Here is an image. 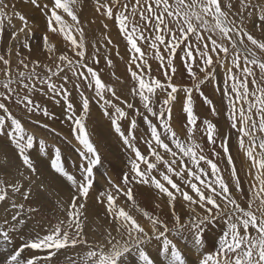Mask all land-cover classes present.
<instances>
[{
    "label": "snow or ice",
    "instance_id": "6c2138e0",
    "mask_svg": "<svg viewBox=\"0 0 264 264\" xmlns=\"http://www.w3.org/2000/svg\"><path fill=\"white\" fill-rule=\"evenodd\" d=\"M27 2L45 17L48 31L42 36V47L49 54L50 63L26 61L20 57L16 50L18 45L29 52L32 50L28 35L33 26L24 14L16 11L15 7L9 11L5 0H0V65L3 66L0 68L3 74L0 80V137H6L14 146L23 168L17 169L18 176L12 180L0 178V203L11 201L14 210L10 220L4 219L0 224V243L11 245L14 235L25 224L21 218L25 204L17 203L13 197L19 194L28 200L33 191V178L38 175L30 154L37 138L12 113L8 101L15 100L26 112H40L47 117L52 114L47 107L35 101L34 93L48 95L56 104L63 101L66 119L71 122L74 138L80 145L76 151L82 163L78 166V178L65 169L61 149L54 148L50 167L66 177L75 190L68 208L64 210L67 219L58 220L43 235L36 232L21 234L20 245L8 252L3 264L51 262L58 252L68 248L80 249L77 259L69 258V264H133L130 257L135 264H155L146 250L153 240L160 242V254L166 264H187L185 255L170 238L171 234L183 239L185 232L191 235L198 264H264V35L257 37L244 23L258 9L260 24L254 26L264 33V3L254 4L253 0H235V3L232 0H96L97 12L114 20L127 45H130L127 63L133 84L130 93L139 97L145 112L155 118L156 122H153L149 115H144L140 108L126 100L121 101L125 107L114 103L113 99L120 100L116 89L106 84L100 72L88 64L85 31L75 10L79 0H51V5L42 0ZM13 18L21 22L19 28L12 24ZM5 23L13 29L7 41L4 39ZM104 27L107 28V24ZM48 32L62 34L75 58L63 52L54 55L58 49ZM105 40L107 44L112 43L109 37ZM143 46H147L159 60L166 82L152 75ZM177 49L183 53L182 63L192 80V87H178L172 83L177 72L174 64ZM95 51L93 63L98 64L99 49ZM14 54L18 57L15 72ZM106 63L111 66L113 62L106 57ZM218 65L225 69L222 88L215 83ZM194 66L201 75L197 74ZM40 69H43V75ZM69 73L75 80H70ZM80 82L94 90L96 103L101 105L104 115L132 153L128 161L129 171L123 174L121 183L109 178V187L96 197V203L104 206V215L109 221L99 239L90 238L85 233L87 202L95 182L94 169L100 165L101 156L86 127L91 101L84 94ZM69 83L79 92V113L72 103V92L66 86ZM205 83H213L216 90L228 99L230 128L236 130L237 146L249 165L245 174L250 177V195L242 188L239 170L233 162L230 136L225 135L219 143L230 166L227 178L218 163L194 139L199 122L213 146V155L220 156L221 152L215 151L217 125L208 119L200 121L194 111L192 93L196 91L210 106L212 114H217L213 101L201 90ZM157 89L166 93L159 107L154 99ZM178 91L185 94L182 106L187 121L185 138L180 137L171 123L172 104ZM126 109L142 116L150 129V138L145 140L147 154L134 144V131L126 135L121 128L120 121L129 118ZM129 119L130 129L135 130L136 119ZM42 127L48 128V125ZM38 144L39 150L47 154L46 141L40 139ZM135 186L154 188L158 196L167 198L171 227L159 215L139 206ZM36 187L46 190L43 182ZM121 198L123 203H118ZM178 199L187 204V217L183 220L176 212ZM132 209L149 222L147 227L132 214ZM27 212L37 213L39 209L29 207ZM218 221L223 222L218 246L211 252H205L204 232L208 225ZM25 250L47 252L44 257L35 254L23 257Z\"/></svg>",
    "mask_w": 264,
    "mask_h": 264
},
{
    "label": "rangeland",
    "instance_id": "374dc122",
    "mask_svg": "<svg viewBox=\"0 0 264 264\" xmlns=\"http://www.w3.org/2000/svg\"><path fill=\"white\" fill-rule=\"evenodd\" d=\"M96 0H79V4L76 7L77 14L79 15V19L81 24L84 27L85 31V42L87 44V62L90 66H92L96 71L100 72L101 79L106 84H111L117 92V96L120 97V100L117 101L113 99L114 103L120 104L121 107H125L121 101H128L132 103L134 107L140 108L141 112L144 115H149V119H152L153 122H156L154 117H151L150 114L146 113L142 108L139 97H134L130 93V88L133 86L130 73L127 70V66L123 65V63H128L130 59V45H127L125 38L118 30V24L114 20L107 19L102 12H97L96 10ZM264 0H253V3H264ZM15 3H8L9 11L13 7H15L16 11L24 14L29 24L37 30L32 28V32L28 35V37H38L43 36L45 32H47V25L45 17L41 14V11L34 8L27 0H14ZM43 3H48L51 5V0H42ZM235 3V0H232ZM42 15V16H41ZM41 16V17H40ZM65 15L66 20H70V18ZM40 20V21H39ZM15 22H19L18 19L13 18L12 24ZM39 22V23H38ZM41 22V23H40ZM69 23H71L69 21ZM246 28L250 32L253 30V34L257 37L264 35L261 34V31L258 27L254 25H259L260 21L258 19V9L253 12V16L250 19H245L244 21ZM37 24V25H36ZM107 24V28L104 25ZM43 25V26H42ZM46 26L45 30L43 29ZM5 32L4 39L8 40V34L6 33L8 30H13L7 23H5ZM40 29V30H39ZM43 31V32H42ZM255 31V32H254ZM258 31V32H257ZM256 33V34H255ZM33 34V35H32ZM35 34V35H34ZM51 32L48 35L51 36ZM56 35L55 39L51 42L57 46V49H60V52H68L67 55L70 57H74V52L71 47L68 46L67 41L64 39L61 34H52ZM60 35V36H59ZM41 36V37H42ZM7 37V38H6ZM105 37H109L112 41L111 44H107ZM215 38V37H214ZM30 41V39H28ZM138 43H141L138 41ZM96 49H99V63H93V57L96 55ZM142 51L145 53V58L148 60L151 65V72L155 78L160 79L162 82H166V77L163 75V72L160 68V62L156 59L154 53L147 46L142 47ZM164 51L163 49L161 50ZM119 52V55H117ZM259 54V53H258ZM106 57L111 58L112 65L108 66L106 63ZM183 53L180 49H177L176 56L174 59L175 67L177 68V72L173 76L172 83L177 85L178 87H192V80L189 77V74L186 71L182 63ZM13 60V71H16V65L18 59ZM28 60H39V59H29ZM123 60V61H122ZM41 61V60H39ZM102 62V63H101ZM42 64H49L50 62ZM101 63V64H100ZM103 65V66H102ZM106 65V66H105ZM108 66V67H107ZM114 66V67H113ZM3 66L0 65V68ZM101 67V68H100ZM217 66L216 74H215V83L219 84L220 87H223L224 67ZM109 68V69H108ZM123 68V69H122ZM23 70V69H21ZM108 70V71H107ZM194 70L197 71L198 75H201L198 71V68L194 66ZM41 74L43 75V69H40ZM221 71V72H220ZM127 72V73H126ZM114 74V75H113ZM70 80H75L74 77H71V73H69ZM3 79V74L0 72V80ZM79 82V81H77ZM81 83V88L84 91V94L90 98V108L88 113V118L86 121V127L89 131L90 138L95 144L98 152L101 156V163L95 169V182L92 190L89 193V200L92 197L94 199L95 196L93 194H97L100 191H104L109 187L108 179L111 178L117 184L121 183V179L124 173L129 171V159L132 156L131 151L127 148V146L123 143L122 138L115 132L114 127L112 126L109 118L104 115L103 108L100 104L96 103V97L94 94V90L88 89L83 82ZM72 92L71 100L79 113V108L81 104V98L79 92L73 87L72 83L66 85ZM201 90L204 95L213 101V104L216 106L217 114L213 115L210 109V106L204 102L202 96L199 95L198 92L193 91V105L195 114L200 118V121L204 119L211 120L213 123L217 125L218 136H217V144L215 145V151L217 152L219 149V143L221 138L225 135L230 136L229 139V148L234 149L238 148L237 146V135L236 130L230 128V121L228 119V99L226 96L222 94L221 91H217L214 87L213 83H205L201 86ZM21 94H23V90H21ZM177 99L172 104V127L173 129L180 135L181 138H185V125L187 123L186 116L182 111V106L185 101V94L182 91H178ZM166 93L161 92L157 89L156 95L154 97L157 107H159V103L165 98ZM111 98V97H108ZM34 99L42 106L48 108L49 112L52 114L51 117L43 116L40 112L28 113L26 112L21 105H19L15 100L8 101V105L10 110L14 115L21 119L25 128L28 132L34 135H40L53 142L54 145L46 144V152H42L41 157H37V153L41 152L39 150V144L36 142V146L30 150V154L33 158V161L37 167V169H41L40 166H48L50 167V157L54 156V148L59 147L61 149V155L64 163L65 169L71 173L76 175L78 178L80 175L76 174L75 171L78 169V166L82 163L81 158L78 155L76 149L80 147L78 142L74 138V133L72 131L71 122L66 119V105L63 101L60 104H56L48 95H41L39 92L34 93ZM129 113V118H135L137 121V127L135 130L130 129V119L125 118L120 121L121 128L125 132L126 135L130 134V132L134 131L135 133V141L134 144L141 149L142 152L147 154V148L145 145V140L149 139L150 129L148 128L147 123L143 120L142 116H136L135 112L130 109H126ZM2 114V113H0ZM39 121V123H37ZM47 124L48 128L42 127V125ZM198 130L194 134V139L203 147L204 152L210 157L213 155V146L209 144L206 134L203 130V125L198 122ZM54 129L55 131H52ZM225 131V133H224ZM236 141V142H235ZM231 143V144H230ZM239 149V148H238ZM36 152V155H34ZM44 157L45 159H42ZM214 157V155H213ZM214 161H217V158H213ZM167 158V157H166ZM216 159V160H215ZM188 164H191V161H187ZM217 163V162H216ZM17 169H21L22 165L20 160L17 157L14 146L9 143L6 137H0V178H4L5 176L11 175L7 178V180H12L18 176ZM54 170V169H53ZM55 171V170H54ZM123 173V174H122ZM54 177L56 181L50 180L49 178L41 177L39 174L33 178V191L28 200L34 201L32 203L33 208H38L39 212L34 213L39 219L36 217H32L27 215L26 219L31 220L35 224L34 229H41L45 234L47 229L52 227V223L49 222V215L54 216L57 215L58 211L64 207H60L56 212H51L50 208L54 203L62 202L60 199V194L56 191V186L58 184L62 185L66 189V193L69 197H72L74 193V188L71 183L67 181V178L62 174L55 173ZM48 181H52L54 184H47ZM178 180V179H177ZM44 183L46 190L39 189L36 185ZM178 183H181V186L184 187L181 181L178 180ZM56 185V186H55ZM101 186V189L98 188ZM142 188L148 189L152 192V197L158 196L156 190L154 188H150L144 186ZM93 193V194H92ZM156 194V195H154ZM92 195V196H91ZM96 195V196H97ZM148 195V194H147ZM162 197V196H158ZM166 198L165 196L162 197ZM13 199L17 203L27 204L28 200L22 199V197L17 194ZM123 199V198H121ZM164 200V199H163ZM47 201L52 202L50 206H48ZM165 201V200H164ZM178 201H181L178 199ZM185 203V202H184ZM29 207V206H28ZM185 210H187V204L185 203ZM13 212L14 210L11 207V201H7L4 203H0V224H2L4 219H7L8 213ZM199 211V209H197ZM27 214V210L24 211ZM12 214V213H11ZM181 219H185V214H180ZM11 217H9L10 220ZM24 219V217H22ZM24 219V220H26ZM35 219V220H34ZM28 221H25V227L28 228ZM37 223V224H36ZM172 225L169 224V227ZM223 226L222 221H218L216 224L208 225V227L214 229L221 228ZM39 228V229H38ZM96 228V227H94ZM210 228V229H211ZM209 231V230H208ZM251 231V229H250ZM21 233L17 232L13 237V243L11 245L5 246L0 243V264H3L8 252L12 251L13 248L18 247L20 245V237ZM43 235V234H42ZM182 241H186L185 239H177L175 242L178 243L181 247V251L185 256L189 257L191 254V250L194 253L193 248H191L190 244L187 245L182 244ZM181 242V243H180ZM16 244V245H15ZM188 250V251H185ZM190 250V251H189ZM40 251V250H35ZM47 250H43L41 257L46 255ZM69 252H72V248H68ZM7 253V254H6ZM192 253V254H193ZM26 256V255H25ZM59 256V255H58ZM57 256V258H58ZM72 257V256H70ZM134 260V259H133ZM135 261V260H134ZM45 264V263H44ZM51 264V263H48ZM57 264H65L61 260H57ZM194 264H198V258L196 259Z\"/></svg>",
    "mask_w": 264,
    "mask_h": 264
},
{
    "label": "bare ground",
    "instance_id": "6f19581e",
    "mask_svg": "<svg viewBox=\"0 0 264 264\" xmlns=\"http://www.w3.org/2000/svg\"><path fill=\"white\" fill-rule=\"evenodd\" d=\"M5 3H7V4L8 3H12L13 4L15 2H14V0H5ZM95 3H96V1H95ZM68 21H70V20H68ZM14 25L17 28H19L20 25H21V22L20 21L19 22H15ZM37 26H35L36 29H34L33 27L32 28L34 30H37ZM45 28H46V26L43 29L45 30ZM247 28H250V27H247ZM11 31L12 30H10V31L8 30L6 32L8 34V36L11 33ZM251 31L253 32V30H251ZM52 34H51V36L49 35L51 41L54 40L55 39V36H56V35L54 36ZM41 36H38V37L37 36L36 37H28V39H30L29 42H30L31 47H32L31 52H29L22 45H18L17 46V49L16 50L19 51L21 58H25L26 60H27V58H29V59H39V60H41L44 63L50 62L49 59H48V55L49 54L47 53L46 49H44L42 47V37ZM21 39L23 40V36L21 37ZM67 44L70 47L69 42H67ZM59 53H61L60 52V49H58L57 53H55L54 55H58ZM64 53L68 54V52L66 50H65ZM12 58H14L15 60L18 59V57L15 54L13 55ZM123 65H126L127 66V63L124 62ZM172 119H173V117H172ZM224 133H225V131H224ZM35 137L37 138L36 142H38L40 139H43V140L46 141V144L48 143L50 145H54L53 142L49 141L48 139H46L43 136L35 135ZM217 152H221V149L219 148ZM230 152H231V155L233 156V162H234V164L236 165V167L239 170V176L241 178L242 188L245 190V192L248 195H250V192H248L250 177L245 174V170L249 167V165L247 163V158L244 155V153L240 149H238L237 147L234 148V149H230ZM34 155H36V152H34ZM41 156H42V152H39V153H37L36 158L37 157H41ZM212 157H213V155L211 156V158ZM215 157L217 158V161H214V162H217L218 163V166L221 168L223 175L226 178L229 177L230 176V173H229L228 169H229L230 166L226 162V156L221 152L220 156H218V157L217 156H214L213 158H215ZM42 159H45V158L42 157ZM40 168L41 169H38V174L41 177L49 178L50 180L56 181V179L54 177V174L56 172L52 168L49 169L48 166H40ZM75 173L78 174V175H80L78 169L75 171ZM9 176H11V175L5 176V179H7ZM177 182H178V180H177ZM48 183H50L51 185L54 184L52 181H48L47 180V184ZM98 188L101 189V186L99 187V185H98ZM56 191L60 194V196H61L60 199L63 200V201L62 202H59L58 204L57 203H54L52 205V207L50 208V210H51V212H56L63 205H64V207H62L58 211L57 215H54V216H50L49 215V222L52 223V226L58 220H62V219L66 220L67 219V217H66V211H64V210H66L68 208V204H69V202L71 200V197H69L67 195L66 189L62 185L58 184L56 186ZM134 193H135L136 198L138 200L139 206L142 209H145V210H147V211H149V212H151V213H153L155 215H159L162 219H164L166 222H168L169 224L172 225V217L169 214V202H168L167 198H163L165 200L164 201L162 199L163 196L162 197H158L156 194H154V195H156L155 197H152L153 194H152L151 191H149L148 189L142 188L140 186H135L134 187ZM96 195L97 194H95V195L93 194V196H95L94 199H93V197H92V200H91V198H90V200L88 199V202H87L88 211H87V214H86V219L84 221V224H85V233L90 238L99 239L100 238V233H102L108 227L109 221L105 218V215H104V206L103 205H99V204L96 203V197H97ZM237 198L240 199L239 195H237ZM32 203H35V202L34 201H31V200H28L27 204H25V210H27L29 207H31L32 206ZM118 203H123V199H120L118 201ZM47 204H48V206H50L52 204V202L47 201ZM156 205H159V208H157ZM131 211H132V214L133 215H136L137 216V218L140 220V222L142 224H144L146 227L148 226L149 222L145 218L142 217V214L140 212H137L134 209H132ZM176 212L179 215L180 214H182V215L185 214V218L187 217V210H185V203L183 201L182 202L181 201H177V203H176ZM7 213H8L7 219H9V217H11V215L14 214V211L13 212H9L8 211ZM29 214L30 213L25 214V212H23L21 218L24 217V219H26L27 215L30 216ZM31 215H32V217H34V218L36 217V219H39L34 213H31ZM25 221H28L27 222L28 223L27 225H29L28 228H26L25 227L26 224H24L23 226H21L19 228V231L18 232H20L21 234H23V233H31V232H36V233H39L41 235L44 234L41 229H39V228H38L39 230L34 229L35 228V224L31 220L29 221V219H26ZM94 227H96V228H94ZM210 228L207 226V228H206V230L204 232V240H205V248H204V251L205 252H211V251L214 250V248L216 246H218V236L220 234L221 228H218L217 227V229H214V230L212 228L211 229ZM170 238L173 239L174 242L177 239H182V238H176V237L172 236L171 234H170ZM183 239H185L186 241H184V242L182 241V244H185L186 247H187V248H184V249H188L189 247L187 245L190 244L191 248H193V250H194V253L191 250V254H189V257L188 256H185L186 257L187 264H194L195 261H196V259L198 258V256H197L196 250H195V248H194V246L192 244L191 235L189 233L185 232ZM20 243H21V241H20ZM176 244L181 249L182 246H180L178 243H176ZM18 246H19V244H18ZM160 248H161L160 242L153 240L146 250L149 251L150 255L155 260V264H166L165 258L160 254ZM78 251H80V249H73L72 252H69L68 249L61 250L60 252L57 253V256L59 255L58 258H57V256L54 257L51 262L42 261V264H44V263L45 264H48V263L57 264V260L58 259L61 260L65 264H69V258H71V259H77V252ZM185 251H188V250H185ZM42 252H43V250H40V251H35V250L29 251V250H25V252L22 254V256L23 257H30L33 254H35V255H41ZM42 254H44V253H42ZM70 256H72V257H70ZM130 260H132L133 261V264H135V261L133 260L132 257H130Z\"/></svg>",
    "mask_w": 264,
    "mask_h": 264
}]
</instances>
